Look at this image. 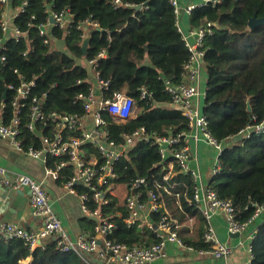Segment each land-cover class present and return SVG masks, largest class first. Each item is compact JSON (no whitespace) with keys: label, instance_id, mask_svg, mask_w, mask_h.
I'll return each instance as SVG.
<instances>
[{"label":"trees","instance_id":"1","mask_svg":"<svg viewBox=\"0 0 264 264\" xmlns=\"http://www.w3.org/2000/svg\"><path fill=\"white\" fill-rule=\"evenodd\" d=\"M121 1L130 7L115 8L114 0H12L14 9L26 3L15 24L29 34V39L9 38L2 52L6 61L0 63V121L2 117L5 123L11 120V106L2 110V105L10 102L8 86L17 85L22 77L39 79L36 93H48L47 112L78 113L83 107L74 104V97L80 92H88L90 84L77 85V80L93 79V73H98L100 79L109 82L108 96L124 91L135 102L134 119L125 125L110 123L108 127L117 141H121V131L132 132L141 127L160 136L186 131L187 119L170 105L171 97L166 91V82L174 86L186 82L185 65L191 56L179 31L174 6L171 0ZM45 2L52 3L56 11L70 10L77 22L91 18L100 24L101 29L92 32L86 57L82 50L84 31L76 28L67 35L51 28L59 42L54 46L44 44L39 30L47 20ZM138 6L140 10L135 9ZM2 13L0 6V21ZM254 16L264 19V0H220L216 6L196 8L190 15L193 29L215 23L202 47L203 67L207 70L204 114L210 134L225 146L219 158L220 170L211 177L209 186L220 199L232 203L235 221L240 224L249 223L258 207L264 204V134L227 143L246 127L264 121V23L250 29L248 21ZM103 50L106 55L97 59L94 69L89 62ZM26 51L28 55L24 56ZM143 89L149 98H142ZM248 103L251 111H248ZM28 123V117L24 116L20 136L24 147H39ZM160 159L157 146L138 143L119 162V178L115 184L126 185L139 176L158 175L153 165ZM58 162L50 159L48 165L55 166ZM165 173L163 170L161 175ZM175 173L172 180L185 181L192 191L191 175L181 172L178 167ZM70 176L68 169L59 181L64 185ZM79 191L85 189L80 187ZM169 202L171 209L180 212V221L199 218L201 225L206 227L205 220L194 207L183 202V210L176 211L174 202ZM103 215L117 225L109 235L110 239L129 246L149 247L156 243L154 232L146 226L128 227L125 224L128 212L119 200L104 205ZM96 225L88 217L83 220L89 233H94ZM200 234L201 240L199 238L197 242L193 239L185 241L200 250L209 249L202 240L203 232ZM250 246L251 264H264V223L258 226ZM28 258H32L29 264H86L74 252L60 250L54 240L31 250L22 239L0 237V264H25Z\"/></svg>","mask_w":264,"mask_h":264},{"label":"built area","instance_id":"2","mask_svg":"<svg viewBox=\"0 0 264 264\" xmlns=\"http://www.w3.org/2000/svg\"><path fill=\"white\" fill-rule=\"evenodd\" d=\"M175 9L179 31L182 33L191 56L185 70L187 80L185 83L174 86L166 82V91L171 97L170 105L181 111L187 119L188 129L178 134L160 136L148 133L145 127L120 133L121 141H117L110 133V123L125 125L136 117L135 102L126 92L120 91L108 96L109 82L100 79L98 73L93 79H78L77 85L89 83L88 92H80L74 97V104L82 105L78 113L49 111L45 109L47 92L37 94L39 79H18L17 85H9L11 92L10 102L2 105V110L8 105L12 108L13 116L9 123L0 121V136L9 139L16 147L23 150L33 159L46 164V173L55 180L62 178L66 170L71 176L64 184L67 191L80 198L82 210L86 217L98 219L94 233L90 236L82 235L73 239L64 228L62 221L55 213L50 197L42 182L22 175L10 182L5 169L0 168L2 181L14 190L22 187L30 190V201L33 215L41 220L38 231H27L16 223H3L0 225V237L5 240L22 239L28 243L31 250L39 247L45 238H53L63 252H74L86 264H155L167 256L168 243H176L180 247L193 250L184 244L180 236L183 224L189 225L192 232L194 218H188L183 223L168 209L167 198L172 197L182 209V203L194 207L205 220V232L202 240L209 245V249L201 250V255H208L214 259H226L232 248L222 243L212 226V219L217 213H223L232 234H242L248 224L264 211V204L259 206L254 218L247 224L235 221V209L230 201L222 200L211 187L204 184L199 168L194 169L193 163H199L193 154L189 141L207 143L216 151L212 176L219 172V158L225 144L218 142L208 130V121L204 114L207 88L201 89L199 84L200 71L204 63L202 50L204 39L212 33L215 23H206L201 28L191 32L194 41L182 31L180 17L182 14L191 15L199 7L207 5L216 6L220 0H199L197 4L183 6L179 0H171ZM25 5L12 7L11 0H0L3 8L0 21V63L6 61L2 52L5 50L6 41L13 38L17 41L28 40L29 34L16 26L15 21L25 10ZM47 12L46 23L40 26V35L44 37V44L50 46L59 42L51 31L56 28L64 35L76 28L84 31L83 37L92 35L94 30H99L100 24L88 18L76 21L70 10L56 11L52 3H44ZM130 7L121 0H114V7ZM53 21V22H52ZM28 55V51L24 56ZM106 51L98 54L89 64L95 69L97 59L103 58ZM17 72V71H16ZM94 82V83H93ZM145 89L142 98H149ZM204 99V105L201 104ZM29 119L28 129L39 141V147L30 145L24 147L21 136L23 117ZM108 117V118H107ZM253 134H264V121L248 126L237 136L250 138ZM236 136V137H237ZM235 138V137H234ZM232 138V139H234ZM230 139V140H232ZM227 140V143H230ZM152 143L158 147L160 162L153 165L159 172L151 178L136 177L126 185L115 184L119 178L118 165L128 150L138 143ZM50 159L59 160L55 166H49ZM191 175L194 182L192 191L183 181H173L175 169ZM166 173L161 175L162 171ZM85 189L80 192L79 188ZM124 190V207L128 216L124 222L128 227L146 226L155 235L156 243L149 247L129 246L116 242L109 235L117 228L116 223L104 217L103 207L112 200L118 199L117 189ZM94 206V207H93ZM154 215H157L154 217ZM255 233V232H254ZM254 233L251 239L254 238ZM250 261L253 260L251 246H249Z\"/></svg>","mask_w":264,"mask_h":264},{"label":"crops","instance_id":"3","mask_svg":"<svg viewBox=\"0 0 264 264\" xmlns=\"http://www.w3.org/2000/svg\"><path fill=\"white\" fill-rule=\"evenodd\" d=\"M183 5L197 4L199 0H179ZM180 27L190 41H194L191 32L194 30L191 27L190 15L182 14L180 17ZM94 72V71H93ZM93 78L95 74L93 73ZM199 84L201 89L207 88V70L203 67L200 71ZM201 104L204 105V99H201ZM193 154L197 157L199 163H193V168H199L204 184L208 185L212 177V167L216 156V151L207 143H196L189 141ZM0 168L6 170L8 179L12 183L17 177L25 175L44 184L45 189L50 197V201L55 213L58 215L64 228L68 231L73 239L82 235H92L83 226V220L86 218L82 210L81 200L78 196L70 194L59 180H55L46 173V164L42 161L33 159L28 156L23 150L16 147L9 139L0 136ZM176 176V173H175ZM174 176V177H175ZM185 182V181H183ZM119 202L124 205V190L118 188ZM30 190L22 187L14 190L2 181L0 176V225L3 223H16L27 231H38L41 228V220L33 215ZM173 201L176 211L183 210L176 204V201L169 197L167 198L168 209L178 219L180 212H175L170 208L169 201ZM119 217L121 213L118 214ZM192 232L189 230V225L183 224L180 236L184 239V244L192 247L193 250H187L176 243H168L166 252L167 256L158 260L155 264H245L250 261L249 246L253 239L251 235L257 231L258 226L264 223V211L252 220L246 230L240 234H232L229 231L227 218L223 213H217L212 219V226L218 239L222 243H226L232 248V253L226 259H214L208 255H201L194 244H187L185 240L193 239L197 242L201 232H205V228L201 225L199 218H194ZM93 220V219H92ZM187 221L183 222L186 223ZM203 227V230H202ZM155 238V237H154ZM53 238H45L40 245H47ZM156 241V239H155ZM157 242V241H156ZM32 258H28L25 264H29Z\"/></svg>","mask_w":264,"mask_h":264},{"label":"water","instance_id":"4","mask_svg":"<svg viewBox=\"0 0 264 264\" xmlns=\"http://www.w3.org/2000/svg\"><path fill=\"white\" fill-rule=\"evenodd\" d=\"M12 2V0H11ZM136 10H140L141 7L138 6L135 8ZM53 22V21H52ZM264 23V19H257L255 16L254 17H251L248 21V27L250 29H254L260 25H262ZM90 40H91V34H88L87 37L84 39L83 43H82V50H83V56L86 57L87 56V53H88V48H89V43H90ZM252 108H251V105L250 103H248V111H251ZM238 140H242V137L241 136H237L235 137L234 139L230 140V142L232 141H238ZM95 222H98V219H94ZM237 234V233H236ZM240 234L237 235V237L239 236ZM41 243V242H40ZM39 243V244H40Z\"/></svg>","mask_w":264,"mask_h":264},{"label":"rangeland","instance_id":"5","mask_svg":"<svg viewBox=\"0 0 264 264\" xmlns=\"http://www.w3.org/2000/svg\"><path fill=\"white\" fill-rule=\"evenodd\" d=\"M94 83V82H93ZM204 90H205V88H204ZM122 202V201H121Z\"/></svg>","mask_w":264,"mask_h":264}]
</instances>
